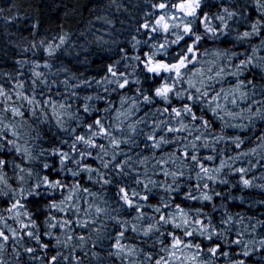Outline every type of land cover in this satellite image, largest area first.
Masks as SVG:
<instances>
[{
	"label": "clouds",
	"instance_id": "9594fccd",
	"mask_svg": "<svg viewBox=\"0 0 264 264\" xmlns=\"http://www.w3.org/2000/svg\"><path fill=\"white\" fill-rule=\"evenodd\" d=\"M0 264H264V0H0Z\"/></svg>",
	"mask_w": 264,
	"mask_h": 264
}]
</instances>
